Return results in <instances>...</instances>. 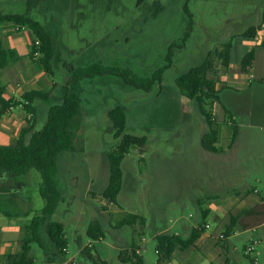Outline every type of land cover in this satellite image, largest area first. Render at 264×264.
Segmentation results:
<instances>
[{"label":"rangeland","instance_id":"374dc122","mask_svg":"<svg viewBox=\"0 0 264 264\" xmlns=\"http://www.w3.org/2000/svg\"><path fill=\"white\" fill-rule=\"evenodd\" d=\"M185 2L0 0V14L28 12L50 34L54 41L52 78L60 86L66 76L71 78L72 71L94 63L127 68L139 77H149L165 64L169 46L180 44L188 30V19L183 12ZM188 9L192 15L190 36L183 48L173 49L172 64L162 75L161 88L155 86L150 92H143L126 85L120 78L105 75L97 78L88 93H76L81 107L89 106L88 114L77 116L72 122L73 148L59 156L58 184L62 200L52 220L64 226L68 253L63 256L65 261L58 264H68L67 260L89 264L84 251L88 243L91 254L108 264H129L117 261L120 247L115 230L129 242L130 227L117 225L120 229L112 231L110 226H105L102 241L88 240L85 234L90 224L99 221L103 204L96 199L97 194L92 198L88 193L106 188L109 176L106 156L119 143L104 114L106 109L122 107L127 116L124 133L147 139L140 153L138 148H131L121 162L123 185L115 203L124 214L136 213L146 218L148 227L144 229L142 242L147 248L143 253L146 264L155 257L156 230L175 220L192 221L188 215L197 214L192 201L206 196L210 177L214 176L215 183L223 184L228 191L243 183L264 194V177L257 182L263 174L256 160L264 153V87L219 92V105L225 110L246 109L250 115V118L238 115L244 125L240 140L234 151H226L228 155H237L233 163L221 154L203 150L200 139L207 133V125L196 104L175 86L177 77L200 64L208 52L221 49L225 42L231 41V61L238 62L243 53L241 43H249L243 38L246 29L261 24L264 0H190ZM18 34L29 42L28 30ZM256 56L260 77L261 73L264 75V50H259ZM225 72L221 60L217 59L211 77L220 84L226 83L221 80ZM58 98H62V92ZM37 103L36 130H40L48 108L58 102ZM213 117L220 131L217 146L225 149L232 129L222 126L217 113ZM18 178L23 182L22 195L30 199L34 215L39 214L45 205L39 194L40 173L31 169ZM112 216L111 224H114L119 214ZM248 236L244 234L232 240L240 255L239 263L248 262L240 253L241 241ZM30 246L33 264H44L45 256L39 245Z\"/></svg>","mask_w":264,"mask_h":264},{"label":"trees","instance_id":"16d2710c","mask_svg":"<svg viewBox=\"0 0 264 264\" xmlns=\"http://www.w3.org/2000/svg\"><path fill=\"white\" fill-rule=\"evenodd\" d=\"M186 0L183 12L188 19V30L184 33L182 42L170 45L165 56V64L151 73L149 77H139L127 68L107 67L100 63L91 64L85 68H79L71 72L72 81L91 79L98 76H114L120 78L126 85L143 92H150L152 88L161 82L163 73L171 67L173 49L183 48L190 36L192 29V15L188 9ZM264 21V15L262 18ZM0 24L14 25L28 30L29 54L33 58V53L38 50L41 57L38 59L43 71L49 76L52 73V60L54 57V41L45 28L37 21L33 20L29 13L24 14H0ZM253 31V28L249 29ZM38 42V47L35 46ZM264 49V41L261 43ZM230 44H224L221 49L210 51L204 60L197 66L187 70L175 79V86L180 93L188 100L196 104L208 127V132L200 139L201 147L204 151L218 153L215 146L217 142V131L215 129V118L212 114L213 104H219V90L215 88V82L209 79L213 74L216 60H221L222 66L227 69L230 64ZM255 57L254 49L246 52L241 59V67L251 66ZM18 56L15 51L4 49L0 43V69L15 62ZM3 89L0 86V118L12 107L22 106L26 113L33 117L36 109L33 102L36 100L46 101L49 94L44 91H29L23 94L21 101H7L2 98ZM81 107L80 98L71 94L65 88V94L60 103L51 105L47 111L46 121L40 130H34L35 122L21 130L19 138L12 144L0 146V175L5 173L12 176H20L28 170L34 169L41 176L39 194L45 201L39 215L34 216L28 225L30 239L24 241L20 251L13 255H8L5 264H33L30 255V245L36 243L42 249L48 263H56L63 260L67 240L64 234V227L61 223L52 220L62 194L58 184L59 156L66 150L73 148L74 135L72 122L79 115ZM107 117L111 123L114 138L119 139L115 149L107 154L106 159L109 168V177L105 190L101 193L104 200L109 203H116V198L122 188L123 173L121 162L129 153L131 148H142L145 146L146 137H138L125 134L126 115L122 107L116 106L107 111ZM30 134L28 140L26 136ZM236 133L233 134L231 142L234 141ZM136 216L129 215L123 219L119 226L131 224V220H136ZM204 218L202 217L198 228L192 229L187 239H182L175 235L160 234L156 236L155 249L158 254L156 264H164L171 259L173 252L177 249H186L192 246L204 232ZM263 222V221H262ZM261 222V223H262ZM260 223V224H261ZM259 225V224H258ZM229 235L225 233V237ZM86 236L91 240L103 238V230L98 223L90 224L86 229ZM137 248L131 247L129 251H121L118 260L121 263L145 264L143 258L136 253ZM89 264H107L91 255L90 249L85 248ZM68 264H77L69 262Z\"/></svg>","mask_w":264,"mask_h":264},{"label":"crops","instance_id":"0c3cea01","mask_svg":"<svg viewBox=\"0 0 264 264\" xmlns=\"http://www.w3.org/2000/svg\"><path fill=\"white\" fill-rule=\"evenodd\" d=\"M263 15L264 12L261 17V24H256L255 26H251L246 29L243 38L248 40L249 43H241L240 46L243 49V53L241 54L238 62L233 63L231 61V41L224 43L230 44V64L227 69L223 67L226 72L223 73L224 77H221V80L223 82L226 81V83L220 84L214 81L211 77L212 74L209 75V79L215 82L216 90H219L218 87H222L219 92L223 89L235 91H243L247 89L253 90L258 85H262L264 87V75L261 73L260 77H258L256 63L257 53L259 50H264L260 47L261 43L264 41V21H262ZM251 28H253V31H249ZM0 43L4 49L13 50L18 56L15 62H12L0 69V86L3 89L2 98L7 101H21L23 94L29 91H44L49 94L46 101H57L60 103L65 94V88H67L71 94L75 95H77L76 93L81 92L88 93V88L91 87L92 84L94 85L99 78L103 77L98 76L86 79L87 81H84L85 79L72 81L70 76H66L64 82L58 86L52 76H49L43 71L38 62V58H31L29 54L30 49L28 40L25 36H21L18 32L13 31L12 25L0 24ZM252 49L255 51V57L252 65L244 68L241 67L240 62L242 57L246 52H249ZM227 71L230 72L227 73ZM155 86L161 88L162 83L160 82ZM92 89H95V87H92ZM60 92H62V98L59 100L58 97L60 96ZM38 101L41 100L33 102V106L36 109V115L34 117L32 116L33 119L31 122L29 121L30 118L28 117V113H26L20 105L10 108L0 118V146L12 144L19 138L21 130L28 127L32 122H35L34 130H36ZM88 106L89 105L83 106V108L80 107L79 117L88 114ZM212 110V114L214 116L217 113V119L221 121L222 126L231 127L232 133L227 136L226 148L224 149L222 147H218L217 144L220 131L217 124H215L214 127L217 131V142L215 146L219 149V152L211 154H221L228 162L235 163V161H237V155H228L226 151L231 153L236 149L239 143L241 131L244 125L243 119L238 118V115H246L248 118H250V115H248L249 113L246 109H236L234 110L235 112H231L228 108L225 110V108L221 107L217 103L213 104ZM107 111L108 109L104 111V114H107ZM248 120L250 121L251 119ZM234 133H236V136L234 141L231 142ZM29 136L30 134L26 136V140H28ZM142 148H138L139 153ZM262 152H264V146ZM140 158L142 160L143 157L140 156ZM263 159L264 153L258 158L256 157L257 164H260L258 165L261 169L259 171H262L260 173L263 174L258 178L257 182L259 183L261 182L262 177H264ZM262 166L263 168H261ZM18 177L19 176L7 175L5 173L0 175V264H5L6 257L8 255L18 253L24 241L30 239L31 235L28 230L29 222L34 216L39 215L41 212L40 210L39 214L34 215V212L30 208V199L22 195L23 182ZM239 186L243 189L241 190ZM234 187L236 188L233 191H228L223 184L220 185L215 183L214 176L210 177L206 196L194 198L192 201L197 207V214L195 216L193 214L188 215V218L192 221L179 223L175 220L170 225L156 230V233L153 235L154 238L160 234H168L178 236L182 239H187L191 230L198 228L202 217L205 216L203 225L204 232L201 236L192 246L186 249L175 250L171 259L164 262V264H253V262L249 259H247V263L238 262L240 255L236 253L237 247L232 240L234 238L237 239L241 235L249 234L247 238L241 241V246H243L251 236L250 229L264 221V194L261 195L259 190L255 187L250 186L247 188L243 183ZM104 190L96 193H88L92 198H95L93 195L97 194L98 196L96 199L103 202L99 211V221L94 223H98L101 226L104 236L96 241H102L105 238V226H110L112 231L116 228L120 229L117 225L119 226V223L129 215H134L137 217L136 220H131V224L126 225L131 229L130 234L128 233L130 241L128 242L126 238L118 232V230H115L117 232L115 239L117 241V246L120 247L119 253L125 250L129 251L133 246L139 249L138 254L144 260L143 253L147 251V248L142 243L138 245L136 238L138 235L144 238V229L148 227L146 218L136 213L124 214L120 209L115 207V203H109L104 200L103 197L101 200L99 196H102L101 193ZM113 214H119V216H117V220L114 224H111L113 221ZM226 232H228L229 235L225 237V241L223 243L218 242V235L222 234L225 236ZM90 246V243H88L87 246H84V251L85 248L90 249ZM155 246L156 243L153 247L155 257L151 260L150 264H156L158 259ZM67 253L68 251L66 248L65 255ZM118 255L117 261L120 262L118 260ZM93 257L100 259L98 256ZM62 261H65L64 257ZM69 262L70 261L68 260L66 261V263ZM71 262L75 263L73 260H71ZM144 263L146 264L145 260ZM44 264H58V262L48 263L45 258Z\"/></svg>","mask_w":264,"mask_h":264},{"label":"built area","instance_id":"2783aa9c","mask_svg":"<svg viewBox=\"0 0 264 264\" xmlns=\"http://www.w3.org/2000/svg\"><path fill=\"white\" fill-rule=\"evenodd\" d=\"M12 30L15 32H20L26 29L12 25ZM38 45L39 43L35 42V46L38 47ZM40 57V52L36 50V52L33 53V58L39 59ZM28 117L31 118L32 115L28 114ZM250 234V238L244 243L240 253L244 258L251 260L253 264H259L260 260L262 264H264V221L261 224L252 227L250 229ZM137 239L138 245L144 241V238L140 235L137 236ZM217 241L223 243L225 241V236L222 234L218 235ZM136 253H139L138 248Z\"/></svg>","mask_w":264,"mask_h":264}]
</instances>
